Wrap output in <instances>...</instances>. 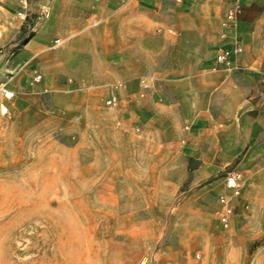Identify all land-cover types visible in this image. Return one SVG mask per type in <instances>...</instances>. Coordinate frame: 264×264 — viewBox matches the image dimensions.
Masks as SVG:
<instances>
[{"label":"crops","instance_id":"1","mask_svg":"<svg viewBox=\"0 0 264 264\" xmlns=\"http://www.w3.org/2000/svg\"><path fill=\"white\" fill-rule=\"evenodd\" d=\"M235 2L241 12L226 23ZM28 7L0 0V46L20 44L0 69V84L17 99L4 100L3 136L24 140L47 170L57 172L66 151L70 180L81 172L84 186L113 197L119 217L150 218L152 204L175 200L188 159L201 151L181 144L190 131L181 124H192L191 137L225 139L228 153L242 158L249 140L264 139V0H34ZM30 9L38 15L27 30ZM236 43L240 69H214L217 52L232 53ZM117 84L120 103L110 108L105 100ZM224 122L225 130H206ZM74 131L76 142L60 143ZM204 177L193 169L188 186L205 193ZM188 198L180 207L205 202ZM236 205L235 212L246 206L244 190Z\"/></svg>","mask_w":264,"mask_h":264},{"label":"rangeland","instance_id":"2","mask_svg":"<svg viewBox=\"0 0 264 264\" xmlns=\"http://www.w3.org/2000/svg\"><path fill=\"white\" fill-rule=\"evenodd\" d=\"M17 1L23 9L34 3ZM35 12L30 9L23 28L28 30L34 24ZM19 45L0 46V69ZM3 77L1 74V81ZM20 94L24 93H16ZM11 99L17 100L15 96ZM1 103L5 101L0 96ZM257 112L258 108L251 115ZM2 121L0 118V264H192L197 253L205 264H264V139L249 140L250 155L242 158L228 153L225 139L191 137L192 124H181V128H190L189 133L183 132L181 144L201 150L195 159H188L187 182L171 203L152 204L149 214L153 217L121 218L110 201L113 197L100 196L97 186H84L81 172L75 173V181L70 180L66 151H59L57 172L44 169L46 164H36L24 140L3 136ZM225 129V122L206 127L213 132ZM76 131L61 134L60 143L76 142ZM234 167L242 174L246 206L223 228L217 198L228 193L224 177ZM196 168L204 170L198 187L208 186L205 193L188 186ZM196 194L205 202L193 198L180 207L184 197Z\"/></svg>","mask_w":264,"mask_h":264},{"label":"built area","instance_id":"3","mask_svg":"<svg viewBox=\"0 0 264 264\" xmlns=\"http://www.w3.org/2000/svg\"><path fill=\"white\" fill-rule=\"evenodd\" d=\"M26 5V0H20ZM179 1V0H176ZM241 12V8L237 2L231 5L225 14L226 23L232 24L236 21L237 15ZM241 52L240 46L236 43L232 53L227 50H219L215 58L214 69L221 67L226 72H235L239 70V66L236 63L235 56ZM261 52L264 53V36L261 40ZM36 81L40 79V75L34 77ZM142 89H146L148 86L146 83L141 84ZM119 85L113 86V93L105 100V104L110 108H117L120 103L117 90ZM0 96L4 100H10L14 93L7 90L3 84H0ZM0 113L4 116L9 114L8 107L5 104H0ZM185 129H188L185 127ZM224 186L229 191L227 194L218 196L217 203L220 207V214L218 221L223 228L229 227L231 219L235 215V210L237 208L236 203L241 200L243 192V180L242 174L236 169L229 170L224 177ZM192 264H205L203 258L199 253L195 254L193 257Z\"/></svg>","mask_w":264,"mask_h":264}]
</instances>
